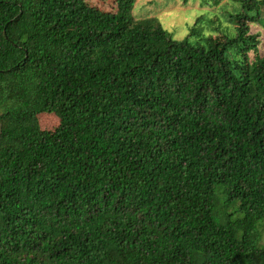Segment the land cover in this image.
<instances>
[{
    "label": "trees",
    "instance_id": "trees-1",
    "mask_svg": "<svg viewBox=\"0 0 264 264\" xmlns=\"http://www.w3.org/2000/svg\"><path fill=\"white\" fill-rule=\"evenodd\" d=\"M135 4L0 0V264H264V0Z\"/></svg>",
    "mask_w": 264,
    "mask_h": 264
},
{
    "label": "rangeland",
    "instance_id": "rangeland-1",
    "mask_svg": "<svg viewBox=\"0 0 264 264\" xmlns=\"http://www.w3.org/2000/svg\"><path fill=\"white\" fill-rule=\"evenodd\" d=\"M91 4L107 11H115L117 0H87ZM204 1V3H203ZM233 3L235 0H222L220 4H208L205 0H136L133 13L136 18L157 17L162 25L173 33L176 39H183L189 34V30L200 15H208L212 10L213 14H223L224 3ZM232 9L231 7H228ZM263 16V15H262ZM254 32L262 31L261 46L264 49V28L258 23L251 24ZM41 126L54 129L58 120L51 116H42Z\"/></svg>",
    "mask_w": 264,
    "mask_h": 264
}]
</instances>
